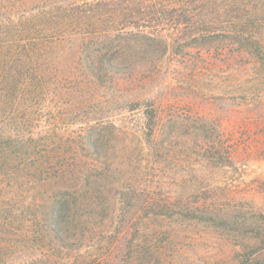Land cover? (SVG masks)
Segmentation results:
<instances>
[{"label":"rangeland","instance_id":"rangeland-1","mask_svg":"<svg viewBox=\"0 0 264 264\" xmlns=\"http://www.w3.org/2000/svg\"><path fill=\"white\" fill-rule=\"evenodd\" d=\"M37 2L11 15L51 4L65 10L67 25L42 35L48 41L86 33L69 20L88 11L119 42V67L105 81L56 83L64 96L48 90L30 114L34 132L56 130L63 144L89 125L101 136V158L90 160L105 168L92 192L98 231L86 247L95 262L239 264L250 253L264 256V65H240L215 31L204 44L187 39L183 26L150 24V43L113 23L162 18V9L178 8L172 0ZM138 3L144 9L128 11Z\"/></svg>","mask_w":264,"mask_h":264},{"label":"trees","instance_id":"trees-1","mask_svg":"<svg viewBox=\"0 0 264 264\" xmlns=\"http://www.w3.org/2000/svg\"><path fill=\"white\" fill-rule=\"evenodd\" d=\"M172 1L178 8L162 9V18H117L113 23L150 43L156 40L144 30L150 24L183 26L187 39L202 37L204 44L215 31L233 48L240 65H264V0H189L196 9L187 6V0ZM37 3L0 0V264H105L101 259L95 262L86 248L96 236L92 214H102L91 204L93 190L105 177V168L90 161L101 158V136L93 132L97 127L89 125L90 118L81 120L89 125L87 132L63 144L56 130L34 132L30 114L48 90L54 99L64 96L56 83L79 80L91 86L105 81L106 71L119 67V42L88 11L69 20L86 33L48 41L42 35L67 25L65 10L51 4L34 14L11 15ZM133 5L136 8L129 12L144 9ZM173 11L184 15L175 19ZM193 11L198 14L188 16ZM148 119L153 132V110ZM239 264H264V256L250 253Z\"/></svg>","mask_w":264,"mask_h":264}]
</instances>
